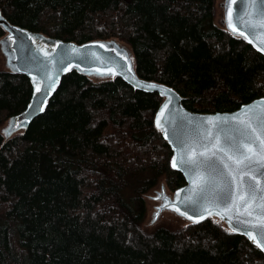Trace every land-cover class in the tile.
<instances>
[{
  "label": "trees",
  "instance_id": "obj_1",
  "mask_svg": "<svg viewBox=\"0 0 264 264\" xmlns=\"http://www.w3.org/2000/svg\"><path fill=\"white\" fill-rule=\"evenodd\" d=\"M216 3L0 0V12L50 38L116 40L139 77L174 89L188 110L233 112L264 98V55L215 22ZM31 97L29 78L0 70V264H264L214 218L143 228L145 195L160 180L171 193L185 184L155 127L157 94L72 71L43 114L5 137Z\"/></svg>",
  "mask_w": 264,
  "mask_h": 264
},
{
  "label": "water",
  "instance_id": "obj_2",
  "mask_svg": "<svg viewBox=\"0 0 264 264\" xmlns=\"http://www.w3.org/2000/svg\"><path fill=\"white\" fill-rule=\"evenodd\" d=\"M262 3H264V0H258L257 5L254 6L252 0H236V3L232 5L234 18L242 16L245 21L251 19L255 22L257 19L255 16L256 9ZM228 6L229 0H225L223 5V24L226 30L233 36L245 40L255 50L264 55V51L258 50L259 39L256 43H249L247 39L229 29L226 16ZM248 12H252L253 15L251 17L245 15ZM0 27L6 32V36L1 40V50L6 58L9 71L26 76L32 84L30 103L23 112L9 120L5 130L7 136L27 128L34 119L43 114L61 84L63 77L72 71H77L87 77L120 78L135 90L157 94L161 97L162 102L155 114L154 121L156 128L161 131L162 137L172 150V158L177 156L180 151L177 146L179 137L184 133L191 134L192 131L191 128L182 126L184 117L192 118L197 122L207 120L209 117H220L223 119L225 117L239 116L244 119L246 118L245 110L248 108L254 107L256 113L264 111V105H262L264 98L244 104L233 112L197 113L190 111L183 105L182 97L174 89L165 84L139 77L131 51L116 40L92 41L79 45L71 41L50 38L12 25L1 15V12ZM238 27L245 31L246 34L249 31L243 24L238 23ZM251 38L250 36L249 39ZM101 44L106 47L100 48L99 45ZM113 48L115 51L112 50ZM117 52L120 53L119 56L116 55ZM96 57H99V60ZM129 68L131 69L130 72L128 71ZM37 84L41 88L39 93L36 92ZM153 85L155 87H152ZM169 101H171L169 110L165 111L162 126L158 127L156 124L157 115ZM231 123H236V121H231ZM166 136L167 138H165ZM256 167L258 168V165ZM172 169L182 174L185 184L178 188L172 196H169L164 189L158 193L167 197V200H159L160 205L157 207L159 215H156V211V218L165 210L186 219L190 224L201 223L209 217H216L224 222L232 232L247 237L257 247L256 243L244 234L243 226L238 223V220L242 219V217L233 216L230 224L227 218L221 219V216L216 214L218 212L222 214L224 209V205L220 202V194L224 189L223 177L218 175L212 168L202 166L198 171L204 177V181L200 182L199 187H197L193 184V177H190L183 167H172ZM258 178L264 181V177ZM261 187H264V183H262ZM200 188H206L207 193H200ZM177 193L180 194L179 197H177ZM201 195L204 198L199 206L192 204L187 199V197H191L192 200H197L198 196ZM169 202H171L169 207H163L165 203ZM171 204H174L180 211L173 210ZM181 213L184 214L182 215ZM189 216L192 219H189ZM234 226L236 228L235 231H233ZM257 248L264 254L260 247Z\"/></svg>",
  "mask_w": 264,
  "mask_h": 264
},
{
  "label": "snow or ice",
  "instance_id": "obj_3",
  "mask_svg": "<svg viewBox=\"0 0 264 264\" xmlns=\"http://www.w3.org/2000/svg\"><path fill=\"white\" fill-rule=\"evenodd\" d=\"M235 3L236 0H229L226 14L229 29L247 39L249 43H256L259 39L258 50L264 51V3L256 9L255 22L251 19L245 21L242 16L234 18L232 5ZM257 3L258 0H252L254 6ZM245 15L251 17L253 13L248 12ZM238 23L246 26L249 30L247 34L238 27ZM99 47L106 46L101 44ZM112 50L115 51L114 48ZM116 55L119 56L120 53L117 52ZM96 59L99 60V57ZM36 92H41L39 84L36 86ZM170 103L171 101L166 103L157 115L158 127L162 126V119L165 111L169 110ZM245 117H209L199 122L184 117L182 126L189 127L192 131L191 134L184 133L179 137L177 146L180 151L172 158L171 166L183 167L186 173L193 177V184L197 187L204 181L198 171L202 166L212 168L223 177L224 189L220 194V202L224 209L222 214H216L220 215L221 219L227 218L230 224L233 216L242 217L238 223L243 226L244 234L264 251V187H261L264 181L258 178L264 177V111L256 113L254 107L248 108L245 110ZM200 193L206 194L207 189L200 188ZM179 195L177 193V197ZM203 198V195L198 196L197 200L187 197L197 206ZM154 199L167 200V197L158 194ZM170 203H165L163 207H169ZM171 207L177 212L180 211L174 204H171ZM156 215H159V210ZM188 218L192 219L191 216ZM235 230L234 226L233 231Z\"/></svg>",
  "mask_w": 264,
  "mask_h": 264
},
{
  "label": "rangeland",
  "instance_id": "obj_4",
  "mask_svg": "<svg viewBox=\"0 0 264 264\" xmlns=\"http://www.w3.org/2000/svg\"><path fill=\"white\" fill-rule=\"evenodd\" d=\"M224 2H225V0H217V3H216L217 16H216L215 22L220 26H224V24H223V5H224ZM1 40L2 39H0V70L7 71V70H9V68L7 66V63H6V58L3 55L2 50H1ZM91 78H95L97 80H105V79L96 78V77H91ZM9 120L7 121L6 125L2 129L3 135L5 134V130L8 126ZM154 120H155V118H154ZM154 123H155V121H154ZM23 130L24 129H21L15 133L22 132ZM12 135H10V136H12ZM7 137H9V136H7ZM162 189H164L169 196L172 195L170 190L165 186V183L163 180H160V182H158V184H156L149 191V193H147L145 195L146 216H145L143 228L148 233H151L160 227H167V228H171V229H176V228H180V227H185L188 224H190V222H188L186 219H183V218L177 216L176 214H174L168 210L163 211L159 217H157V218L155 217V213L157 211V207L160 205V201L154 199V197L156 195H158V193H160L162 191ZM209 218H214L219 223L221 222L224 227H226L229 231L232 232V230H230L228 228V226L224 222H222L219 218H216V217H209ZM233 233H235V232H233Z\"/></svg>",
  "mask_w": 264,
  "mask_h": 264
},
{
  "label": "bare ground",
  "instance_id": "obj_5",
  "mask_svg": "<svg viewBox=\"0 0 264 264\" xmlns=\"http://www.w3.org/2000/svg\"><path fill=\"white\" fill-rule=\"evenodd\" d=\"M1 216V215H0ZM2 218V217H1ZM1 220V219H0ZM1 222V221H0ZM5 223V222H4ZM1 224V223H0Z\"/></svg>",
  "mask_w": 264,
  "mask_h": 264
}]
</instances>
